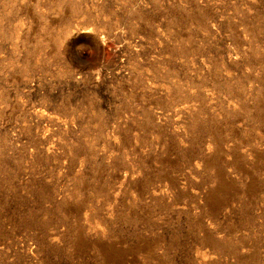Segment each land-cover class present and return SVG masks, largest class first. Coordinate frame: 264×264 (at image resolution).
<instances>
[{"label": "rangeland", "instance_id": "1", "mask_svg": "<svg viewBox=\"0 0 264 264\" xmlns=\"http://www.w3.org/2000/svg\"><path fill=\"white\" fill-rule=\"evenodd\" d=\"M0 264H264V0H0Z\"/></svg>", "mask_w": 264, "mask_h": 264}]
</instances>
